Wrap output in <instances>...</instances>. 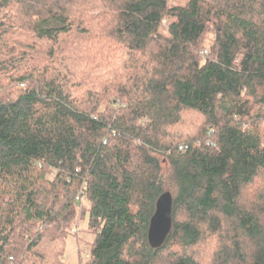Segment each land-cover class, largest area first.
Wrapping results in <instances>:
<instances>
[{
    "label": "trees",
    "instance_id": "16d2710c",
    "mask_svg": "<svg viewBox=\"0 0 264 264\" xmlns=\"http://www.w3.org/2000/svg\"><path fill=\"white\" fill-rule=\"evenodd\" d=\"M83 220L80 264H264V0H0V264Z\"/></svg>",
    "mask_w": 264,
    "mask_h": 264
},
{
    "label": "water",
    "instance_id": "95a60500",
    "mask_svg": "<svg viewBox=\"0 0 264 264\" xmlns=\"http://www.w3.org/2000/svg\"><path fill=\"white\" fill-rule=\"evenodd\" d=\"M172 196L170 192H164L159 196L155 204V212L152 215L147 232V240L152 249H158L165 242L171 230Z\"/></svg>",
    "mask_w": 264,
    "mask_h": 264
},
{
    "label": "rangeland",
    "instance_id": "374dc122",
    "mask_svg": "<svg viewBox=\"0 0 264 264\" xmlns=\"http://www.w3.org/2000/svg\"><path fill=\"white\" fill-rule=\"evenodd\" d=\"M187 0H175V4H185ZM163 23H165L163 21ZM85 220L87 215L84 216ZM85 220L79 225V231L76 235H70L65 242L64 258L68 264H80L89 259L93 235L88 234L86 230Z\"/></svg>",
    "mask_w": 264,
    "mask_h": 264
},
{
    "label": "built area",
    "instance_id": "2783aa9c",
    "mask_svg": "<svg viewBox=\"0 0 264 264\" xmlns=\"http://www.w3.org/2000/svg\"><path fill=\"white\" fill-rule=\"evenodd\" d=\"M205 54V52H204ZM208 145H214L213 141L210 139L207 140ZM183 146H179V150H182ZM76 201L79 202V206L82 207L87 203V197L83 190H80L79 193L76 196Z\"/></svg>",
    "mask_w": 264,
    "mask_h": 264
}]
</instances>
